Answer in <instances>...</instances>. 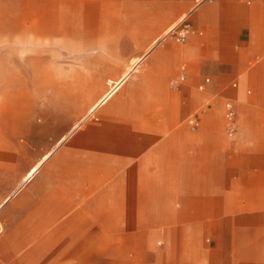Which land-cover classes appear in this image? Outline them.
Here are the masks:
<instances>
[{"label":"rangeland","instance_id":"374dc122","mask_svg":"<svg viewBox=\"0 0 264 264\" xmlns=\"http://www.w3.org/2000/svg\"><path fill=\"white\" fill-rule=\"evenodd\" d=\"M210 1L196 7V0H0V264H107L109 253L123 250V226L131 223L130 217L122 215V204L119 213L109 203L111 215L103 220L84 214L95 208L98 193L105 201L114 196L128 202L129 180L119 176L122 152L124 144L149 141L144 133L149 123L143 117L167 121L168 99L178 97L184 86L200 96L186 119L195 112H212L228 99L235 102L238 119L240 97L230 89L242 87L252 104L264 97L256 72L243 85V73L229 72L218 81L205 59L211 34L203 25H195L203 30L201 36L183 43L169 35L165 44L152 48L181 17L194 22V13ZM245 2L252 18L264 17L262 1ZM106 30L114 31L115 38L98 41ZM107 42L109 60L97 56ZM190 44L196 48L195 59L174 55V49L176 53ZM137 56L143 59L134 66L131 60ZM256 62L249 59L250 70ZM183 64L187 77L174 88L169 81ZM127 71L131 75L122 87L93 111ZM96 75L113 85L86 106L102 91L93 95L86 87ZM206 76L212 78L211 87L199 89ZM110 113L115 116L106 117ZM127 114L135 118L128 121ZM185 124L190 128L187 120ZM46 151L43 158L51 155L49 159L23 181ZM112 185L121 190L111 193ZM56 191L62 196L51 204L49 197ZM28 235L36 242L31 249L21 245ZM131 264H144L138 250L131 249Z\"/></svg>","mask_w":264,"mask_h":264},{"label":"crops","instance_id":"0c3cea01","mask_svg":"<svg viewBox=\"0 0 264 264\" xmlns=\"http://www.w3.org/2000/svg\"><path fill=\"white\" fill-rule=\"evenodd\" d=\"M260 2L264 6V0ZM251 13L252 8L245 0L207 2L194 13V22L187 19L193 30L181 42L203 35V30L197 27L205 26L211 34L209 56L205 59L214 68L218 81L225 80L229 72L243 73V85L256 72L263 89L264 17L255 20ZM114 38V31L106 30L101 31L98 41ZM31 44L26 40L27 47L32 48ZM109 48L107 42V49H99L97 56L109 60ZM174 55H188L195 59L197 51L190 44L179 48L176 53L174 51ZM250 58L257 59L254 70H250ZM127 66L122 68L124 72ZM182 75L185 80V64L181 66L180 74L170 79V85L180 88L184 82ZM95 78L101 79L99 84ZM201 84L206 89L212 85V78L201 79L198 87L204 89L200 88ZM233 84L235 86L236 82ZM112 85L104 76L96 75L86 87L92 88L93 95L100 89L102 91L86 106L96 102ZM242 90V87L229 90L230 94L240 97V126L234 134H230L226 126L227 101L224 106L219 103L212 112L205 111L203 116L195 112L186 119L188 111L200 103V96L185 86L177 98L168 99L171 112L167 121L157 122L143 117L149 123V128L144 129L149 141L139 146L124 144L122 152L123 169L119 176L129 180L127 191L125 187L122 190L128 193V202L114 196L105 201L98 193L94 199L95 208L84 214L103 220L111 215L109 206L116 205L120 213L122 204V215L130 217L131 223L123 226L126 240L123 250L120 255L109 253L107 264H131V249L140 252L144 264H202L205 259V264H264V97L252 104ZM117 104L121 107L124 103ZM138 110L141 111L134 109L135 112ZM111 113L106 117L115 116ZM126 116L128 121L135 118L129 114ZM191 118L196 119V126L190 124ZM150 123H154L153 128ZM127 130L130 132L131 128ZM66 137L64 135L62 140ZM49 152L32 164L23 181H27L28 175L35 169L36 173L49 159L51 155L43 158ZM1 160L0 152V164ZM115 190L119 192L121 189L112 185L111 193ZM61 196L56 191L49 197L50 203ZM35 244L30 235L21 240V245L30 249Z\"/></svg>","mask_w":264,"mask_h":264},{"label":"built area","instance_id":"2783aa9c","mask_svg":"<svg viewBox=\"0 0 264 264\" xmlns=\"http://www.w3.org/2000/svg\"><path fill=\"white\" fill-rule=\"evenodd\" d=\"M197 4L201 3L203 0H196ZM193 28L191 23L184 18L181 22L175 25L169 32L173 37L178 41H185L188 36L191 34ZM185 76L182 75L181 79L184 80ZM206 81H209L207 78ZM172 83H174L172 81ZM200 88H204V84L200 85ZM190 124L196 126L197 121L195 118L190 119ZM226 126L230 134H234L238 129V119H237V106L232 99L227 100L226 102Z\"/></svg>","mask_w":264,"mask_h":264},{"label":"bare ground","instance_id":"6f19581e","mask_svg":"<svg viewBox=\"0 0 264 264\" xmlns=\"http://www.w3.org/2000/svg\"><path fill=\"white\" fill-rule=\"evenodd\" d=\"M182 18V17H181ZM175 24V23H174ZM173 24V25H174ZM173 25L171 26V28L173 27ZM170 28V29H171ZM169 29V30H170ZM169 30L164 34V35H162L161 37H159V38H157L151 45H152V48L153 47H156V46H159V45H161V44H165V40L167 39V36H169L168 35V32H169ZM149 51L150 50H148V53H149ZM174 51H176V49H174ZM143 59V57L142 56H137V57H134L132 60H131V64L132 65H137L139 62H140V60H142ZM133 70V69H132ZM131 74H130V71H127L123 76H122V78L121 79H119V81L108 91V93L103 97V99L94 107V109H93V111L96 109V108H98L101 104H103L104 102H106L109 98H111L112 96H113V94L115 93V92H117L120 88H121V86H122V84L124 83V82H126V80L128 79V77L130 76ZM79 124H77L76 126H78ZM75 126V127H76ZM74 127V128H75ZM71 133V132H70ZM36 170V169H35ZM35 170H33V172H31L29 175H28V177H27V180L28 179H30L32 176H33V174L35 173Z\"/></svg>","mask_w":264,"mask_h":264}]
</instances>
